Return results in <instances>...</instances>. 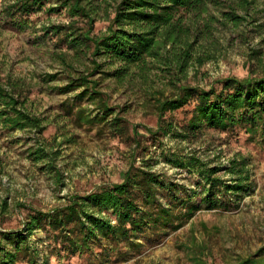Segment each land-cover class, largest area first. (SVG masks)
Wrapping results in <instances>:
<instances>
[{"label":"rangeland","instance_id":"obj_1","mask_svg":"<svg viewBox=\"0 0 264 264\" xmlns=\"http://www.w3.org/2000/svg\"><path fill=\"white\" fill-rule=\"evenodd\" d=\"M12 1L0 0V83L12 82L21 88L26 108L42 119L44 129L37 135L22 131L6 135L0 129V231L21 230L29 213L63 205L70 195L121 182L131 163L139 167L146 161L164 180L195 189L196 169L179 168L164 160L174 153L194 156L224 181L231 178L227 172L231 162L243 160L250 189L226 210L200 207L181 227L169 229L160 239H137L134 246L116 247L100 239V246L94 244L90 251L62 264H238L264 247V138L212 128H203L194 138H149L146 128L157 126L156 99L172 90L157 64L146 59L144 79L128 75L118 81L111 72L120 64H106L103 57H94L91 44L69 46L70 39L84 32L80 28L88 27L85 19L70 18L62 10L48 12L58 6L51 0L21 18L25 20L18 25L4 12ZM118 1H96L99 10L92 35L105 30L107 16L112 17ZM226 12L238 20H228L223 15ZM189 17L184 15L186 22ZM202 17L213 20L206 29L203 20L194 24L192 51L205 59L198 69L195 65L186 68L183 83L207 89L220 78H244L250 69L257 74L258 60L264 66V0H215ZM59 26L65 28L56 33L54 28ZM93 59L102 65L97 71ZM89 74L105 104L128 124V136L132 131L139 136L140 147L134 149L124 137H111L105 124L77 126L73 113H66L67 105H79L72 98L82 89L61 90L71 79ZM81 104L95 108L86 99ZM191 110L189 104L164 117L181 131ZM38 148L55 152L54 159L33 160L31 152ZM30 240L49 252L40 245L45 240L42 230H34ZM48 264H57L54 256Z\"/></svg>","mask_w":264,"mask_h":264},{"label":"trees","instance_id":"obj_2","mask_svg":"<svg viewBox=\"0 0 264 264\" xmlns=\"http://www.w3.org/2000/svg\"><path fill=\"white\" fill-rule=\"evenodd\" d=\"M49 1L13 0L5 6L4 12L21 25L25 20L21 18ZM54 1L58 6L48 8V12L65 11L70 18L85 19L88 26L80 28L85 29L84 32L70 39L69 46L91 44L94 57H103L106 64H120L111 72L118 81L128 75L144 79L146 59L155 62L168 79L172 90L162 99H156L157 126L155 130L146 128L149 138L159 135L194 138L203 128L240 130L250 138H264V66L259 60V72L256 74L250 69L244 78H220L207 89L183 83L186 68L195 65L198 69L205 59L193 54L196 40L193 26L203 20V27H209L213 18L206 20L202 15L215 0H119L112 17L107 16L105 30L96 35H92L91 30L94 15L99 10L97 0ZM185 14L190 15L187 22ZM223 15L233 22L239 18L228 12ZM64 28L59 26L54 31L58 33ZM93 62L94 71L102 67L95 59ZM91 75L71 79L61 90L67 93L82 89L72 98L80 101L79 105H67L66 113H73L77 126L105 124L111 137H124L132 142L134 149L140 147L139 136L133 131L131 138L128 136V124L105 104L104 96L95 90L96 82L88 78ZM85 99L89 104L95 103V108L82 106L81 101ZM25 102L26 94L17 84L0 83V129L4 134L22 131L37 135L44 129L42 119L32 114ZM189 104H192L190 117L181 131L173 129L165 114ZM31 155L35 161L53 160L56 153L38 148ZM164 160L179 168L196 169L199 174L196 188L164 180L161 174L150 170L146 161L139 167L131 163L121 182L70 195L63 205L29 213L21 230L0 231V264H48L51 256L57 264H62L90 251L94 244L100 246V239L115 247L119 244L134 246L137 239L157 240L166 236L169 229L181 227L200 207L226 210L232 201L240 199L250 189V177L243 160L231 162L227 168L231 177L228 181L213 176L215 169L207 168L194 156L172 153L164 156ZM196 197L198 201L193 200ZM37 229L45 233L40 245L48 247V253L38 249V241L30 240ZM238 264H264V247Z\"/></svg>","mask_w":264,"mask_h":264}]
</instances>
